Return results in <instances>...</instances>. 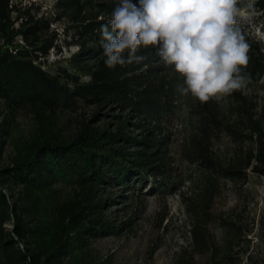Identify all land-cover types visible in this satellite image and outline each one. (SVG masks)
<instances>
[{"label":"trees","instance_id":"1","mask_svg":"<svg viewBox=\"0 0 264 264\" xmlns=\"http://www.w3.org/2000/svg\"><path fill=\"white\" fill-rule=\"evenodd\" d=\"M11 1L0 0V153L5 140L14 148L10 165L0 168V264H87L91 240L123 229L130 232L138 213L134 208L120 225L106 220L107 202L115 199L92 200L94 184L120 183L123 191L136 183L138 203L149 177L158 181L159 191L174 185L166 147L168 127L178 120V73L153 46L141 47L137 55L145 59L140 63L107 68L99 29L110 21L119 0H59L57 8L68 15L74 31L71 45L78 50L70 65L51 74L40 65L56 48L55 38L39 35L49 22L36 18L32 5L21 10ZM244 3L247 0L238 6ZM254 7L253 19L264 28V0H255ZM17 37L23 44H14ZM245 39L250 45L249 63L242 69L251 78L247 88L225 96L223 110L210 100L192 112L196 126L184 155L188 164L199 168L201 178L196 195L183 199L189 244L173 264H240L237 248L245 231L216 215L215 205L222 181L244 185L249 173L264 178V112L247 93L264 77V45ZM90 58L95 62L89 65L85 61ZM84 77L88 80L82 82ZM78 101L114 105L125 118L111 115L118 120L113 132L107 126L86 125L74 139H64L54 131L57 114ZM21 110H28L35 122L29 138L22 140L14 128ZM222 136L233 147L225 164L213 151ZM7 222L12 223L10 233L3 230ZM213 224L224 235L221 243L211 233Z\"/></svg>","mask_w":264,"mask_h":264},{"label":"rangeland","instance_id":"2","mask_svg":"<svg viewBox=\"0 0 264 264\" xmlns=\"http://www.w3.org/2000/svg\"><path fill=\"white\" fill-rule=\"evenodd\" d=\"M59 0H12L18 9L32 5L31 13L36 18H44L48 21V28H43L40 37L43 39L55 38L56 48L51 49L46 57L40 59L43 70L51 74L59 72L61 66L67 67L73 62V55L78 46L71 45L73 29L70 18L57 8ZM13 16H15L13 14ZM236 26L240 28L244 36H249L264 45V28L256 25L253 14L238 15ZM17 27V24H15ZM14 44H23L20 37ZM88 47H94L87 43ZM95 58L85 61L93 64ZM156 62V60H154ZM156 64V63H154ZM88 78L81 79L82 82ZM183 86V77L178 74L175 80V100L178 107V120L173 126L169 125V143L166 147V157L175 174L174 185L166 191H159L153 177H149L143 186L141 201L134 200L138 192L136 183L132 188L121 191V184L93 185L90 189V198H112L115 201L107 202L103 216L106 220L117 225L126 222L134 208H137V216L133 219L130 232L122 230L118 235H107L92 239L87 264H173L177 254L189 244L188 228L186 227V213L184 208L185 197H194L197 192L201 173L196 165H190L185 160V150L189 144V138L194 133L196 118L192 112L200 101L190 94L182 95L177 91V86ZM247 93L255 96L259 106L264 112V77L253 87L248 88ZM217 102L220 109L226 104L225 96ZM4 115V109L0 102V122ZM123 121L125 115L120 113L114 105L97 106L78 101L75 105L60 111L54 124V131L64 139H74L83 126L91 128L108 127L110 132L116 128V118ZM14 128L21 140L29 138L34 130L33 115L28 110L17 113ZM136 134V131H134ZM128 153L132 148H127ZM213 151L222 163L230 160L233 147L227 137L222 136L214 143ZM14 156V148L10 141L4 142L0 153V168L10 165ZM160 180V179H157ZM129 208V209H128ZM215 213L218 216L235 221L245 231L244 240L237 248L240 253V264H264V178L249 173L248 181L242 185L238 182L222 181L220 195L216 199ZM4 232H12L11 222L3 225ZM217 242H222L224 235L218 224L210 227ZM23 247V246H22ZM200 264H210L207 260H200Z\"/></svg>","mask_w":264,"mask_h":264},{"label":"clouds","instance_id":"3","mask_svg":"<svg viewBox=\"0 0 264 264\" xmlns=\"http://www.w3.org/2000/svg\"><path fill=\"white\" fill-rule=\"evenodd\" d=\"M119 0L100 44L105 66L140 63L141 47L158 48L165 65L183 77L177 86L201 103L242 91L251 82L244 74L250 45L236 26L238 15L255 14V0ZM125 53H127L125 55Z\"/></svg>","mask_w":264,"mask_h":264}]
</instances>
